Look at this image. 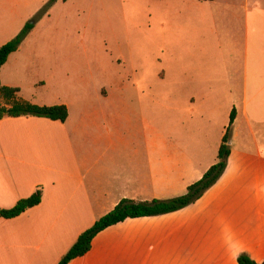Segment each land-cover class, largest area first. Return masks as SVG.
<instances>
[{"label":"crops","instance_id":"0c3cea01","mask_svg":"<svg viewBox=\"0 0 264 264\" xmlns=\"http://www.w3.org/2000/svg\"><path fill=\"white\" fill-rule=\"evenodd\" d=\"M43 2L0 0V47L25 26L17 17ZM212 3L215 13H232L244 30L242 42L226 37L222 43L220 65L227 72L224 89L216 91L221 101L214 102L211 89L184 88L169 100L162 126L133 111L127 72L109 76L93 95L64 96L44 88L27 94L12 76L22 60L13 59L20 48L9 56L0 72L2 84L21 88L19 96L34 104H65L69 116L65 122L0 119V209L12 208L39 188L43 192L39 205L14 218L0 217V264H58L121 200L151 202L185 194L217 162L233 109L227 167L200 199L107 227L89 252L68 264H239L242 253L263 264L264 148L254 128H264V41L253 42L250 55L249 37L256 28L248 21L257 12L253 16L262 22L264 6L249 0ZM51 70L55 80L56 68ZM222 111L226 117L218 122ZM244 139L251 147L236 143Z\"/></svg>","mask_w":264,"mask_h":264},{"label":"rangeland","instance_id":"374dc122","mask_svg":"<svg viewBox=\"0 0 264 264\" xmlns=\"http://www.w3.org/2000/svg\"><path fill=\"white\" fill-rule=\"evenodd\" d=\"M49 1L17 17L34 24L13 58L22 59L12 76L24 93L44 88L64 96L93 95L109 76L127 72L128 103L135 114L143 113L160 126L168 119L169 100L175 93L211 89L214 102L221 101L216 91L224 89L222 74L227 72L220 65L222 43L226 37L241 41L244 30L232 13H215L212 1L58 0L51 5ZM249 1L264 6V0ZM255 13L248 21L256 28L249 37L250 55L252 43L264 41V20L254 18ZM241 50L243 54V44ZM54 67L55 80L50 77ZM226 114L218 113V122ZM254 133L264 148V128L256 127ZM236 143L251 147L245 139Z\"/></svg>","mask_w":264,"mask_h":264},{"label":"trees","instance_id":"16d2710c","mask_svg":"<svg viewBox=\"0 0 264 264\" xmlns=\"http://www.w3.org/2000/svg\"><path fill=\"white\" fill-rule=\"evenodd\" d=\"M56 1L58 0H50L49 5ZM33 28L34 24L32 23L25 24L23 29L12 40L0 47V72L2 66L8 61L9 56L20 48L21 44ZM19 91L20 89L18 87L3 85L0 78V119L5 117L35 116L59 120L61 122H65L67 120L69 116V110L65 104H34L30 101L22 99L19 96ZM235 117L236 110L233 109L230 117V124L223 136L218 151L217 162L209 168V170L200 180L191 184L185 194L168 200L156 199L151 202H136L129 199L121 200L112 211L97 220L93 226L85 230L79 236L77 241L61 258L58 264H68L74 258L83 256L89 252L94 237L107 227L115 225L128 218L170 213L182 209L200 199L203 194L219 180L227 167L228 158L231 153V131ZM42 198L43 192L42 189L39 188L29 197L20 199L12 208L0 209V217H17L28 209L39 205L42 201ZM238 260L239 264H258L246 253H242Z\"/></svg>","mask_w":264,"mask_h":264}]
</instances>
